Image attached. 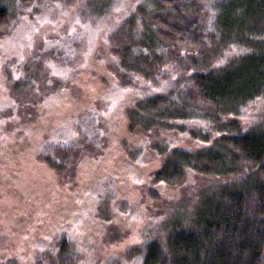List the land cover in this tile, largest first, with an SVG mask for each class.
<instances>
[{"label": "trees", "instance_id": "1", "mask_svg": "<svg viewBox=\"0 0 264 264\" xmlns=\"http://www.w3.org/2000/svg\"><path fill=\"white\" fill-rule=\"evenodd\" d=\"M52 3L72 10L59 7L65 23L41 29L32 49L54 66L55 90L0 101V172H13L1 178L0 205L30 201L41 184L44 196L62 184L77 189L73 169L100 159L119 129L126 142L139 135L125 152L133 162L146 146L157 156L147 191L157 208L137 242L103 254L77 233L86 213L77 193L73 218L38 216V234L8 245L0 264H264V0H0V50L15 40L27 47L23 25L50 17ZM97 40L111 41L112 51L98 52ZM89 60L113 65L101 93L113 101L101 109L90 94L84 106L52 108ZM75 87L69 96H82ZM46 197L31 206L41 213ZM111 219L110 245L121 232L107 227Z\"/></svg>", "mask_w": 264, "mask_h": 264}, {"label": "rangeland", "instance_id": "2", "mask_svg": "<svg viewBox=\"0 0 264 264\" xmlns=\"http://www.w3.org/2000/svg\"><path fill=\"white\" fill-rule=\"evenodd\" d=\"M49 7L51 9L49 10V12L51 11L50 17L43 20L40 19V23L26 21L23 25L22 29H28V34L31 33L32 35L29 42V44L31 43L30 46L28 44L26 47L23 43V46L18 47L15 40L14 43L9 44L10 46L4 48L3 51L0 50V101L4 99L7 101L10 97L19 98L16 94L20 93L24 96L22 92L26 91L29 93L28 97L33 98L39 94H46L55 90L57 74L53 72V70H55L54 66L44 64V53L43 55H39V53L32 48L36 46L35 40L39 42L42 40L40 37L42 33L41 29L46 28L47 30L53 31L56 22L65 23L64 21H60L59 16H57L60 11L59 7L62 11L66 9L72 10V8H70L69 5L63 8L61 5H59V7L54 6V3L50 4ZM63 18L64 20L66 18L67 22H73L76 17L74 13L66 12ZM111 43V41L104 43L101 40H97V51L100 53L107 52L108 54V52H111L113 49L110 48L112 45ZM19 55L21 59L17 60L16 57ZM17 71H20L24 75H31L30 80L26 82L19 78L20 75ZM109 71L114 74L113 65H108L106 60H102L98 63L89 60L88 64L84 65L81 74L64 82L66 85L62 87L63 90L60 92L62 94L56 99V102L53 103L52 108L63 106L65 101H68V104L65 106V108H68L76 104L73 102L77 100H80V102H77L78 104L84 106L86 105L85 102L87 100L89 101L88 97L91 94L94 98L91 105L96 107L100 106L102 109V103L104 105L109 101L112 102L114 97V95L106 97L101 94L103 91L105 92L104 80L108 77ZM18 81L24 83V87H22L21 90L18 88V84L20 83ZM76 85L81 88V90L78 89V91L82 93V96H69V90H72ZM65 91L67 93H65ZM112 110V114L115 113L116 115L115 117L122 118L120 114H117V108ZM113 117L112 115L111 118ZM124 125L125 123L122 122V126ZM143 134L146 136L144 132ZM122 137L123 135L118 129L105 139V141H110L111 139V142L103 143L104 147L102 148L103 152L100 159L91 161L85 160L81 163V167L73 169V171L77 172L76 174L74 173L77 189L74 188L72 191L69 187L67 188L65 184H62L59 188H56L55 192L48 191L45 195L47 196L45 198L47 205L45 208H40L41 213L31 205H37L38 200L45 197L40 191L42 184L29 193L31 200L28 202L22 200L20 205L10 204L11 201L17 199L12 198L9 200L10 202H7L8 205L6 210L2 203L3 205H0V255L8 250V245H22L20 241L28 234H38L36 223L42 214V217H45V213L48 210L56 214L57 212L62 213L63 217L66 219L71 215L73 218L79 211L78 209L82 207V202L76 201L75 195L77 193L79 197L84 200L85 206L83 207L86 209V213L82 211L84 220H76L77 222L80 221L79 223L82 224L77 230L80 236H84L86 239V235H88L91 244L103 254H108L115 246L122 248L126 244L137 242L138 232H136V230L138 228V230H141V227H144L146 221L149 219V214L151 212L154 213L153 211L157 208L158 200L156 197L154 199L151 198V194L147 192L149 185H151L150 173L156 166L157 156L154 152H149L148 146H146L143 148V155L133 162L125 152H127L129 146L136 145V142L139 141V135L135 133L128 142L124 141ZM121 141L126 143L122 144ZM77 170H79V172ZM12 174L13 172L11 171L8 173L4 171L0 172V195L3 197H5V195L1 178L8 180ZM47 178L48 175L45 176V179ZM57 179L58 178L55 177V180ZM58 186L59 185L56 183V187ZM88 187H91V189H88ZM183 188L184 186L175 188V193L182 192ZM170 192L171 188H165L163 190V196L166 198ZM108 195L117 210L110 206L107 199ZM125 202L129 203V208L123 207ZM99 208H101L102 211L105 209L107 212L98 214L97 210H99ZM129 210H131L130 214ZM110 212H114L115 214L110 217ZM36 217L38 218L36 219ZM42 217L40 219V226H47ZM109 218L112 219L107 227L109 226V228H112L114 231L117 229V231L122 232H119V236H117L118 240L115 244L111 245L109 244L110 237L108 238L107 234H104V229H106V223ZM76 224L74 223L77 227Z\"/></svg>", "mask_w": 264, "mask_h": 264}]
</instances>
